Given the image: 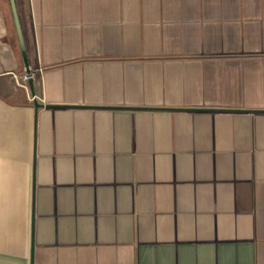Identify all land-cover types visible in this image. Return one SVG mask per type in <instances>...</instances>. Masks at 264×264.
<instances>
[{
	"label": "crops",
	"instance_id": "1",
	"mask_svg": "<svg viewBox=\"0 0 264 264\" xmlns=\"http://www.w3.org/2000/svg\"><path fill=\"white\" fill-rule=\"evenodd\" d=\"M14 3L0 264H264V0Z\"/></svg>",
	"mask_w": 264,
	"mask_h": 264
},
{
	"label": "water",
	"instance_id": "2",
	"mask_svg": "<svg viewBox=\"0 0 264 264\" xmlns=\"http://www.w3.org/2000/svg\"><path fill=\"white\" fill-rule=\"evenodd\" d=\"M9 2H10L12 15H13V19H14V24H15V28H16V32H17V36H18L20 49H21V54H22V58H23L24 66H25V71H26V73H29L30 71H29V67H28L26 51H25V48H24L22 35H21V31H20V26H19V22H18V17H17V13H16L15 3H14V0H9ZM28 83H29V86H30V90L32 92V87H33L32 86V79H30L28 81ZM34 106L37 108V107H39V104L34 102Z\"/></svg>",
	"mask_w": 264,
	"mask_h": 264
},
{
	"label": "built area",
	"instance_id": "3",
	"mask_svg": "<svg viewBox=\"0 0 264 264\" xmlns=\"http://www.w3.org/2000/svg\"><path fill=\"white\" fill-rule=\"evenodd\" d=\"M32 77H33V75L31 74V72H29V73H24L20 78H19V84H20V86L22 87V88H24L25 90H28V81L30 80V79H32ZM30 100L31 101H33L34 100V96H32L31 98H30Z\"/></svg>",
	"mask_w": 264,
	"mask_h": 264
}]
</instances>
